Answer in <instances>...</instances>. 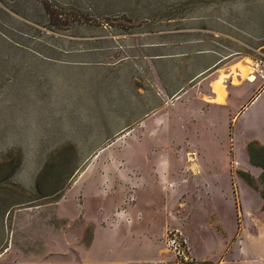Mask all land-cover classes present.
<instances>
[{"label":"rangeland","instance_id":"1","mask_svg":"<svg viewBox=\"0 0 264 264\" xmlns=\"http://www.w3.org/2000/svg\"><path fill=\"white\" fill-rule=\"evenodd\" d=\"M158 43L173 57L160 61L155 81L147 70L155 61L147 55ZM247 60L258 93L264 0H0V264H14L18 248L41 245L44 223L35 220L67 193L64 225L69 219L72 229L79 226L81 245L93 241L95 259L221 264L237 258L233 247L248 226L243 203L255 215L261 204L240 172L259 186L261 173L239 164L247 166L250 142L264 146L252 139L245 151L242 142L252 135L240 122L233 127V100L249 82L233 67ZM212 61L215 68L195 76ZM74 63L96 70L100 81L84 84L91 94L69 100L44 90L46 73ZM221 75L227 87L217 95L211 86ZM212 92L219 103L228 96L222 111ZM158 98L160 109L138 118V104ZM47 122L87 123L89 142H60L70 134L44 141ZM234 129L232 149L226 141ZM96 146H103L96 157L83 158ZM194 170L207 173L195 181ZM171 235L184 240L185 257L169 248Z\"/></svg>","mask_w":264,"mask_h":264},{"label":"crops","instance_id":"2","mask_svg":"<svg viewBox=\"0 0 264 264\" xmlns=\"http://www.w3.org/2000/svg\"><path fill=\"white\" fill-rule=\"evenodd\" d=\"M166 46L167 44L158 43L154 45L153 47L154 50H152V52H150L147 55L155 61L152 62V64L150 63L151 64L150 68L147 69L150 72L151 76L155 79V81L157 80V78L159 79L158 72L160 68H162L158 66L160 61L165 59H170L173 57V53H170L165 48ZM113 65L116 66V64ZM217 65H218L217 61H212L210 64H208L198 73H196L195 76H201L206 72L210 71L211 69L215 68ZM72 66L76 68L73 67V68H68L67 71L62 70V71L46 73L44 75V80L46 81L44 82V90L53 89L56 95H61V97L64 98H66L67 96L69 100L73 98V95H75V97L77 98L79 97L78 99H80L83 96L86 95L88 96L89 94H91V91L89 90L90 87H87V89H85L84 84H87L86 83L87 81L90 82L89 83L90 85L94 83H98L100 81L97 78L96 70H92L90 68L92 66L90 63L89 64L74 63ZM221 77L227 78V75L219 76V78L214 82H217ZM255 82H251V81L246 82L242 88L237 89L238 96L235 98V100H233V104L231 106L232 110L236 109L235 110L236 118L234 121H233V117L235 114L233 115V117H231L230 114L227 113V117L229 116L232 118V119L230 118V120L233 121V127H236L237 123L240 122L243 125L242 127L246 128V130L249 131L252 135L250 139L246 138L242 142V149H245V151H246V144L252 139H257L264 142V139L262 140L261 138L262 128H264V88H262L261 91H258V93L257 92L255 93L254 91V88L256 87ZM225 85H226V79H225ZM157 89H158V85H157ZM227 92H228V88H227ZM140 93L143 94L144 91L141 90ZM227 100H228V96H227ZM227 100L224 103H219L216 101L215 94L213 93V98L211 99V102L215 103L216 106L214 107L216 108V110L222 111L223 106L228 105ZM160 105L161 104L159 98L152 105L150 104L145 105L143 102L139 103L138 107L141 114L138 116V118L143 119L149 116L150 113L152 112L155 113L160 109ZM219 117L220 115L218 116V118ZM236 121L237 123L235 124ZM216 124L217 123H215V121H212V125L215 126V129L217 128ZM86 125L88 124L74 123L72 125L65 126V125H60L58 123H51V122L44 123V132H43L44 141H49L51 138L58 141L57 139L58 136H67L66 134H70V135H75V137H72L68 140L64 139L60 142L70 143L74 145L76 140L78 141L81 139L79 143H80V147H83L86 145L84 143L89 142L88 139L83 135V132L87 131V127H85ZM69 129H72V131L74 130V134L70 133ZM123 130H125V127L120 128V130H117L116 133H121L123 132ZM80 134H82L83 136H80ZM205 134L206 133H204V135ZM211 134H214L213 139L218 140V136L215 133L212 132ZM232 136H228L230 137V139H227L226 142L230 140L233 149L232 143L237 142V137H238V134L236 133L235 129L233 130ZM239 136H241V134H239ZM73 139L75 140V142H73L74 141ZM104 142H107V140H105ZM219 142L222 143L221 146L226 144L225 141L219 140ZM56 143H59V141ZM101 148H103V146H96L92 148L91 150L88 151V154L85 155L83 158L96 157L97 156L96 153ZM237 159L238 158H236V160ZM246 159L248 163L247 166L243 167V165H241L242 163H240L239 165L241 168L245 170H249V169L252 170L253 171L252 173L255 176L260 175V173L262 174V172H260V170H262L261 168H258L250 163L249 155L247 154V151H246ZM206 173L207 170H194V172H192L191 175L198 176L195 179V181H198ZM201 187L202 185L196 189L199 190ZM68 195L69 193H67L66 195L62 194V196L57 199L55 203V209H53L52 211H50L49 209L47 210V213H49L47 214V217L45 216L44 218H39L38 220H35L36 222L44 223V233H43L44 235L40 239L41 245L37 247L34 246L25 249L18 248L17 251H19V253L16 254L17 257H15L14 264H131L130 263L131 261L129 259H114V258L95 259L92 257L93 241L90 243L89 246H83L81 245V243H79V238L81 237L79 226H77L78 230L76 231L72 229L73 227L72 222L69 219H67L69 222L68 225L67 226L64 225L66 217L64 213H61L60 211V208L63 207L64 203H66L67 201L66 199L69 198ZM257 197L260 198L261 204L260 207L258 208V214L256 215L250 213L247 209L246 204L243 203L244 216H245V220L248 221V226L246 228L244 227V230L240 234V236L241 235L242 236L239 238V240L236 242L235 246L233 247L234 250L233 255H236L237 258L235 257L232 260L223 261L221 264H264V241L261 242V238L264 239V221H263L264 211L262 210L263 201L260 196ZM252 223H254V225ZM246 229H248L249 233L251 234L252 236L251 239L248 238ZM192 253H196L195 249L194 252Z\"/></svg>","mask_w":264,"mask_h":264},{"label":"trees","instance_id":"3","mask_svg":"<svg viewBox=\"0 0 264 264\" xmlns=\"http://www.w3.org/2000/svg\"><path fill=\"white\" fill-rule=\"evenodd\" d=\"M250 163L262 169L260 176L261 186H259L254 177L247 172H240V175L252 186L260 195L263 201L262 210L264 211V146L258 142H250L247 146Z\"/></svg>","mask_w":264,"mask_h":264},{"label":"bare ground","instance_id":"4","mask_svg":"<svg viewBox=\"0 0 264 264\" xmlns=\"http://www.w3.org/2000/svg\"><path fill=\"white\" fill-rule=\"evenodd\" d=\"M251 65L252 63L250 60L239 62L233 67L234 73L236 74L237 71L240 70V72L243 73V77L247 76L249 81L255 82L257 78L253 73ZM225 79L226 77H221L217 82L212 83V88L217 92V95L226 91L227 86L225 85Z\"/></svg>","mask_w":264,"mask_h":264},{"label":"built area","instance_id":"5","mask_svg":"<svg viewBox=\"0 0 264 264\" xmlns=\"http://www.w3.org/2000/svg\"><path fill=\"white\" fill-rule=\"evenodd\" d=\"M169 248L177 254L179 257H185L187 255V250L185 247V242L177 235H171L168 238Z\"/></svg>","mask_w":264,"mask_h":264}]
</instances>
